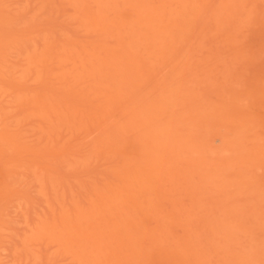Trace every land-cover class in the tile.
Listing matches in <instances>:
<instances>
[{
  "label": "bare ground",
  "instance_id": "bare-ground-1",
  "mask_svg": "<svg viewBox=\"0 0 264 264\" xmlns=\"http://www.w3.org/2000/svg\"><path fill=\"white\" fill-rule=\"evenodd\" d=\"M0 264H264V0H0Z\"/></svg>",
  "mask_w": 264,
  "mask_h": 264
}]
</instances>
